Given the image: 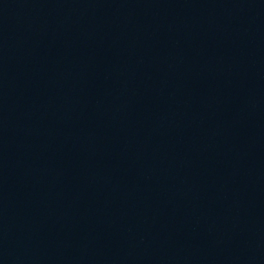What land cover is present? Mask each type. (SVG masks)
Masks as SVG:
<instances>
[{
  "label": "water",
  "instance_id": "water-1",
  "mask_svg": "<svg viewBox=\"0 0 264 264\" xmlns=\"http://www.w3.org/2000/svg\"><path fill=\"white\" fill-rule=\"evenodd\" d=\"M0 264H264V0H0Z\"/></svg>",
  "mask_w": 264,
  "mask_h": 264
}]
</instances>
